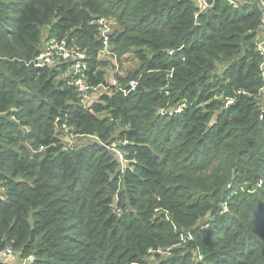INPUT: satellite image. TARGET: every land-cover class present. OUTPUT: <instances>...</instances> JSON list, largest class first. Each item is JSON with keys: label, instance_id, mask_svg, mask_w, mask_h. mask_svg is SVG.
<instances>
[{"label": "trees", "instance_id": "16d2710c", "mask_svg": "<svg viewBox=\"0 0 264 264\" xmlns=\"http://www.w3.org/2000/svg\"><path fill=\"white\" fill-rule=\"evenodd\" d=\"M206 1L212 8L195 20L190 0H0V251L32 255L33 264H144L180 244L184 230L188 252L158 264H264L261 12ZM102 18L112 22V51L139 64L118 80L138 84L84 110L59 79L65 67L29 62L48 29L86 52L90 85L103 83L108 63L96 58L94 24ZM223 61L217 86L209 77ZM218 93L235 101L225 106ZM64 124L104 146L66 150L57 130ZM114 124L126 127L117 139L134 166L123 173L106 149ZM27 139L44 153L31 156ZM219 198H231L227 211ZM157 207L169 220L155 217Z\"/></svg>", "mask_w": 264, "mask_h": 264}, {"label": "built area", "instance_id": "2783aa9c", "mask_svg": "<svg viewBox=\"0 0 264 264\" xmlns=\"http://www.w3.org/2000/svg\"><path fill=\"white\" fill-rule=\"evenodd\" d=\"M197 12L195 14V20L198 15L210 10L212 4L208 3L206 0H190ZM228 6L233 10H238L242 7H256L261 12L260 25L258 27V32L255 36V50L264 60V0H226ZM97 27L98 40L100 42V49L97 53L98 61H105L108 63L110 72H106L104 76V82L98 85L92 86L85 79V75L88 71V56L86 52L80 51L77 48L69 45L65 39L49 38L44 37L41 42L40 53L34 57L32 61L29 62L33 68L40 69H60L64 68V78L67 85L72 88L77 97V103L79 106L86 110L88 107L97 101L95 97H99L103 94H121L124 97L135 92L138 82L136 80H129L125 84H122L118 77H123L125 75L123 68L121 66L122 61L117 55L112 51L110 36L112 34V24L102 18L94 22ZM173 55V52L169 53ZM240 93V92H238ZM226 105L233 103L234 99L224 98ZM183 109L180 106L175 113L181 112ZM171 114V113H169ZM59 131H64L67 136L75 137L70 134L67 127L61 125L57 128ZM126 145V141L115 144H109L107 150L114 156L117 164L119 166L120 172L123 173L126 168L124 167V160L128 161L126 158V153L122 150V147ZM133 162V161H132ZM116 209V208H115ZM120 215L122 211L116 209L115 212ZM204 226L203 228H206ZM187 238L191 239V235L188 234ZM17 257L11 248H5L0 251V264L4 261L11 262L12 258ZM198 257L201 258V255ZM35 262L34 256L30 255L26 259L21 261V264H33Z\"/></svg>", "mask_w": 264, "mask_h": 264}, {"label": "rangeland", "instance_id": "374dc122", "mask_svg": "<svg viewBox=\"0 0 264 264\" xmlns=\"http://www.w3.org/2000/svg\"><path fill=\"white\" fill-rule=\"evenodd\" d=\"M16 3V2H15ZM262 16V15H261ZM260 20H261V17H260ZM110 23L112 24V22L110 21ZM260 25V23H259ZM259 27V26H258ZM258 27H257V32H258ZM48 29H45V31H43V40H44V37H46L47 35V31ZM42 40V41H43ZM254 44H255V41H254ZM40 48H41V44H40ZM256 51V50H255ZM258 54V53H257ZM259 56V72H260V76L262 77V80L264 82V60L262 59V57L258 54ZM120 61H122V68H123V71L124 73H126L127 71H130V70H133L135 69L137 66H139L138 62L135 61L134 59V54L132 53H127V55H125ZM229 62L228 61H223V62H219L217 65H216V69L214 70V72L212 73L213 75H211L209 78H210V82L213 83V82H216V85L218 86V79L220 80L222 78V72H224V70L227 68V64ZM105 73L106 72H110V69L109 68H105L104 69ZM64 78V71L61 72L60 74V77L59 79H63ZM216 88L215 85L213 86L212 89ZM165 90H169V87L166 86L164 88ZM173 92H176V91H173ZM175 94V93H174ZM177 94V93H176ZM169 95V94H167ZM173 96V95H170V97ZM215 98L217 100H220L222 101L223 105L226 106V103L224 101V98L222 97V95H220L219 93L215 95ZM95 99H98V97H95ZM235 101V100H234ZM233 101V102H234ZM174 111L171 109L170 110V113L172 114ZM160 114H162L160 112ZM110 124V123H109ZM108 124V125H109ZM124 127V126H123ZM122 125L120 126L119 124H114L113 126H111V132H110V138H115L114 140H109L108 142H110V144H119L120 142L118 141V134L121 132L122 129L126 128L124 127L123 128ZM21 130H24L25 133L28 132V129L27 128H23ZM22 134V136H24V134ZM7 133L6 131H0V135L1 136H5ZM21 136V137H22ZM59 139L61 140V142L64 144V148L66 150H69L70 152L72 151H76L78 150L79 148H83V147H86V146H89L91 144H98L100 146H104L103 142H101L96 135H91V136H75V137H72L71 136H67V133H65L64 131H60V134H59ZM1 142V141H0ZM32 143V141H30L29 139H27L25 142H24V145L26 146L27 150L30 152V155H34V154H39V153H44V150L42 149H33L30 144ZM122 143V142H121ZM107 149V148H106ZM113 156V155H112ZM114 157V156H113ZM201 158H202V155H201ZM127 159V158H126ZM128 161L124 160V167L127 168V169H131L133 170L134 169V166H133V162L129 159H127ZM133 160V159H132ZM244 187V186H243ZM7 191V186L5 183H3L2 181H0V199H5L6 196H5V193ZM115 202H116V197L114 198ZM224 199L222 198H219V208H221V211L225 212L228 210V207L226 204L228 203H231V198H227L225 199V202H223ZM238 201V199H236L235 203L236 204ZM127 211H131L132 209L128 206ZM163 209L162 208H156L154 209V214L156 215L155 217H159V214H164L163 216H161L160 218L163 219L164 217L167 218V220H169L168 218V213L165 212L163 213L162 211ZM113 212H116V209L114 208L113 209ZM170 216V215H169ZM205 222V221H204ZM203 222V223H204ZM202 223V224H203ZM204 227V226H203ZM177 229V228H176ZM172 230L173 231H176L173 227H172ZM184 230H182V233L183 234H180V244H177L176 246H173L172 248H169V249H159L158 252L156 254H152L151 256H149L148 258L145 259V263L144 264H158V262L162 261V260H172L174 257L178 258V256H182L185 251L187 250H184V248L186 247V243L190 240L189 238H187L185 234V232H183ZM178 248L182 249L180 250V254H178V252H172V250H177ZM188 252V251H187ZM192 252V251H191ZM197 252L194 250L193 251V254L195 255ZM17 256H20L19 254H16ZM192 261L194 260V262H199L202 260V256L201 258L200 257H196L194 258L193 256V259H191ZM21 261L18 257H15V258H12L11 262H8L7 261H4L3 264H21Z\"/></svg>", "mask_w": 264, "mask_h": 264}]
</instances>
